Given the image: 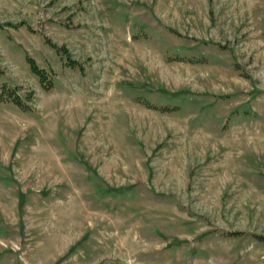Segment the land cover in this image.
<instances>
[{
	"label": "rangeland",
	"instance_id": "374dc122",
	"mask_svg": "<svg viewBox=\"0 0 264 264\" xmlns=\"http://www.w3.org/2000/svg\"><path fill=\"white\" fill-rule=\"evenodd\" d=\"M0 264H264V0H0Z\"/></svg>",
	"mask_w": 264,
	"mask_h": 264
},
{
	"label": "trees",
	"instance_id": "16d2710c",
	"mask_svg": "<svg viewBox=\"0 0 264 264\" xmlns=\"http://www.w3.org/2000/svg\"><path fill=\"white\" fill-rule=\"evenodd\" d=\"M25 60L26 62L28 63V66H29V69L31 70V72H33L37 77L38 79L43 82V79H44V71L39 68L36 63L34 62L33 59H31L28 55L25 56ZM18 197L20 198L21 197V194L19 193L18 194Z\"/></svg>",
	"mask_w": 264,
	"mask_h": 264
}]
</instances>
